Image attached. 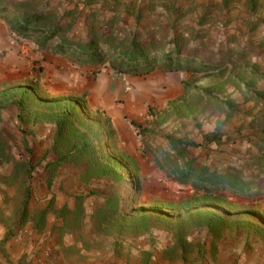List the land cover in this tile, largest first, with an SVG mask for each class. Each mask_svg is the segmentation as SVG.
I'll return each instance as SVG.
<instances>
[{"label":"rangeland","instance_id":"rangeland-1","mask_svg":"<svg viewBox=\"0 0 264 264\" xmlns=\"http://www.w3.org/2000/svg\"><path fill=\"white\" fill-rule=\"evenodd\" d=\"M14 1L24 7L10 8L11 17L53 12L74 41L95 34L116 44L137 39L166 52L180 47L195 63L166 72L164 81L141 76L156 81L128 97L136 86L115 91L125 75L110 64L81 67L12 36L21 63L10 68L5 52L0 62V264H264V0ZM28 85L37 91L26 99ZM56 98L63 101H47ZM79 99L85 109L74 111L77 134L57 140L56 120ZM129 118L149 132L132 133ZM108 130L114 140L105 147ZM88 145L103 165L116 166L121 181L109 169L97 178L74 162L47 168L70 148ZM116 154L136 159L137 193ZM84 155L93 160L91 151ZM156 157L177 159L166 170L192 159L223 173L232 168L249 191L228 188L214 193L221 198L213 204L185 209L180 202L193 203V187L170 178ZM116 185L122 210L113 226L102 209ZM134 208L133 224L148 225L142 233L128 232L120 220Z\"/></svg>","mask_w":264,"mask_h":264},{"label":"trees","instance_id":"trees-1","mask_svg":"<svg viewBox=\"0 0 264 264\" xmlns=\"http://www.w3.org/2000/svg\"><path fill=\"white\" fill-rule=\"evenodd\" d=\"M24 7L23 2L0 0V19H7L9 21V29L12 36L34 40L42 51H52L55 54H59L67 58L72 64L87 68H96L110 64L112 69L119 74H126L132 76H144L149 75L160 68L165 72H178L187 71L191 68L192 64L190 58L184 56L183 51L180 47L175 48L171 52L162 51L158 47H155L153 43H145L133 39L129 43H118L116 44L109 36H103L99 39L98 35L86 41L77 42L68 37L66 34V27L61 24L59 20L55 18L53 12L45 11H34L26 12L23 17H11L9 9L13 11L22 9ZM200 68L205 70L209 68L208 65L201 64ZM37 89L32 86H27L22 92V96L26 99L30 95L35 94ZM49 102L58 103L63 101V98L47 99ZM20 107L23 106V99L18 100ZM174 103V102H172ZM85 104L81 103V99L74 100V105L71 107V112L66 113L63 117L57 119V133L56 139L59 140L63 137L71 138L72 135H67L68 132H72L75 135L74 128L77 126L74 117L77 115V107L85 109ZM80 112H78L79 115ZM79 118V116H77ZM132 124L138 130L140 135H145L149 132L147 127H139L136 121H132ZM77 134V133H76ZM113 130H108L105 137V147L109 146L108 142H112L114 139ZM94 145V144H93ZM115 147V146H114ZM76 149L75 152H71ZM93 150V151H92ZM91 151L93 160L86 162L89 157L86 158L84 152L89 153ZM68 153V154H67ZM67 153L61 154L58 159L51 161L47 164V168L51 166H60L63 163L74 162L78 165H85L86 170L90 171L93 176L97 178H103L105 169H109L114 172V177H118V182L122 179V174L118 172L116 166H106L101 162V153L96 146L85 147V150L78 149V147H72ZM75 153V154H74ZM69 154L74 158L70 159ZM79 159L78 161L76 159ZM85 159V161H84ZM116 165L120 166L122 171L128 173L133 180L132 194L137 193L141 189V178L139 175V169L136 159L131 156H125L116 154L115 156ZM84 161V162H83ZM156 165L167 173L170 178L175 179L181 184L191 185L194 193L192 194L193 203L188 206L186 204L189 200H184L180 203L184 204L185 209L195 208L196 205L202 204H213L221 198V196L214 195L219 191H225L228 188L238 189L239 193H247L246 186L243 185L237 176L232 175V168H228L224 173L213 168L209 165L198 163L196 159H192L188 162L185 167L177 165L173 170H166L167 164L177 163L175 158H160L156 157ZM204 192L203 194H200ZM121 190L118 185L113 186L109 193L104 211L103 219L108 222L109 218L113 223V226L118 223L112 219L118 215L117 213L121 209L120 195ZM122 210V209H121ZM139 209H132L130 212L120 217L121 223L129 225L128 232L142 233L148 229V225H144L142 221L140 225L135 226L133 224L134 214ZM141 211L146 212L148 208L144 207ZM155 211V210H154ZM156 211H159L158 209ZM158 217V216H157ZM146 218H148L146 216ZM144 218V219H146ZM214 221V220H213ZM120 222V221H119Z\"/></svg>","mask_w":264,"mask_h":264},{"label":"crops","instance_id":"crops-1","mask_svg":"<svg viewBox=\"0 0 264 264\" xmlns=\"http://www.w3.org/2000/svg\"><path fill=\"white\" fill-rule=\"evenodd\" d=\"M102 1L103 0H96L95 2H96V4L101 5V4H103ZM104 1L108 2L110 0H104ZM3 52H5V54H6V56H5L6 60L5 61L7 63L9 62V67L10 68H13V67L16 68V67L19 66V64L21 63L20 56L18 55L19 47H18V45H16V43H14L12 35L10 34L9 27L6 25L4 20L0 19V62H1V64L3 63V61H2L3 59H1V57H2L1 53H3ZM153 74H158V76L163 78V81L167 78V73L166 72H162V71L155 72L154 71V73H152V75ZM124 75L125 76H124L123 80L119 81L118 85H116L114 88H115V91L119 90V93H122V91L124 92L125 88L129 89V86H128L129 84L135 85L136 89L134 88V90H136V92H134L133 90H131V91L128 90V91H130V92H127L128 93V97H132L133 93H136L138 95V92H141L144 89H148L151 85L153 86V84L156 81V78H153L154 76H152L149 80H144V78H141V76H132V75H126V74H124ZM89 100L92 101L93 105H96L98 107H101V106H99L101 104L106 106L105 103H102L101 99H99V103L100 104L98 102H94V100H92V98H89ZM106 101L109 102L110 98L107 99ZM122 101H123V104H126L124 99ZM124 106L125 105H123V107ZM119 107H122V106L120 105ZM119 107H115V109L117 111V112H115L116 116H119V117L124 118L126 120V115L129 112H131V110L129 109L130 105H127V112H126L127 114L123 113L122 109L119 112L118 111ZM110 115L112 116V119H113L114 118L113 114L110 113ZM133 120H136V119L135 118H129V122H128L130 127H131V129H132V133L137 132L136 127L132 124ZM118 129L119 128L116 129L118 135L120 134V136L123 137V133H125V132L122 133ZM125 134H127V133H125Z\"/></svg>","mask_w":264,"mask_h":264}]
</instances>
